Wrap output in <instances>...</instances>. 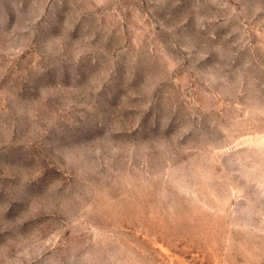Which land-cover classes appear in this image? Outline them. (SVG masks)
Returning <instances> with one entry per match:
<instances>
[{
  "label": "rangeland",
  "instance_id": "374dc122",
  "mask_svg": "<svg viewBox=\"0 0 264 264\" xmlns=\"http://www.w3.org/2000/svg\"><path fill=\"white\" fill-rule=\"evenodd\" d=\"M0 264H264V0H0Z\"/></svg>",
  "mask_w": 264,
  "mask_h": 264
}]
</instances>
